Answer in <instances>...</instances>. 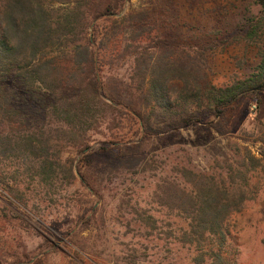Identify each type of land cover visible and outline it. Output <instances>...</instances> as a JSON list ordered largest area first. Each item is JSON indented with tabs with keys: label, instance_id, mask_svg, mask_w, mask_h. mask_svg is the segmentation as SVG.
<instances>
[{
	"label": "rangeland",
	"instance_id": "1",
	"mask_svg": "<svg viewBox=\"0 0 264 264\" xmlns=\"http://www.w3.org/2000/svg\"><path fill=\"white\" fill-rule=\"evenodd\" d=\"M48 3L54 10L67 7ZM253 20H259L260 27L256 37L249 39ZM90 22L80 37L87 45L97 30V44L92 43L85 53L95 54L106 95L128 102L125 90L133 83L134 70L135 82L141 75L143 66L133 65L134 55L117 58L112 42L108 43L117 31L127 28L128 35L142 33L164 41L163 49L153 50L147 61H158L161 69L155 70V78L166 81L173 91L174 107L166 116L159 108L147 110L158 134L148 142L136 167L117 166L109 157H98L92 166L79 162L82 155L71 144L72 138L49 122L42 133L60 139L56 155L60 153L63 168L44 176L27 175L20 184L26 206L0 191V264H29L45 254V264H194L193 251L174 240L179 220L167 217L168 209L154 194L165 177L185 185L175 174L176 167L226 183L228 167L245 173V183L238 173L235 180L252 200L229 219L234 264H264V95L260 103L249 96L228 107L222 118L209 117L212 126L177 131L171 127L173 120L192 111L180 102L185 89L223 87L255 71L264 58V10L256 0H129L119 14ZM46 60L59 71L64 85L69 78L71 85H77V73L86 66L83 56L69 52H52ZM101 99L110 103L106 96ZM94 109L97 119L107 116L97 100ZM103 119L86 126L88 152H95L110 138L105 136L110 120ZM124 126L115 131H121L127 145H136L140 135ZM66 160L74 163V179L64 170ZM82 174L91 180L93 190L82 187ZM145 216L153 220H142ZM82 221L89 222L87 228Z\"/></svg>",
	"mask_w": 264,
	"mask_h": 264
},
{
	"label": "trees",
	"instance_id": "2",
	"mask_svg": "<svg viewBox=\"0 0 264 264\" xmlns=\"http://www.w3.org/2000/svg\"><path fill=\"white\" fill-rule=\"evenodd\" d=\"M50 1L67 4V7L54 10L49 0H0V191L3 196L25 206V192L20 184L27 175L44 176L46 172H56V167L63 168L60 153L56 155L60 139L42 133L49 122L66 130L64 133L72 138L71 144L77 154L82 155L79 162L91 165L98 157H109L117 166L136 167L148 142L158 134L147 110L159 108L166 116L174 107L173 91L167 88L166 81L155 78V70L161 69L158 61H147H151L153 50L163 49V40L149 39L142 33L128 35L127 28L108 39L117 58L134 55L133 65L138 69L143 66L138 81H134L138 76L134 70L133 83L127 85L128 102L113 94L106 95L99 82L95 54L85 53L92 43L97 44V30H94L93 40H87V45L80 37L90 21L107 20L119 14L129 0ZM256 3L264 10V0H256ZM252 23L249 39L256 37L260 27L259 20ZM98 44L101 49L103 40ZM52 52L84 57L86 66L76 72L80 77L77 85H71L72 78L64 85L59 71L46 60ZM100 57L101 52H98V60ZM165 66L170 68V65ZM184 91L180 102L192 111L188 116L173 120L171 127L177 131L200 124L212 126L214 119L222 118L228 107L243 98L253 96L260 103L264 95V58L252 74L229 85H204ZM102 96L110 103L102 102ZM96 100L105 107L107 116L99 115L97 119ZM103 117L110 120L109 132L105 135L110 138L95 152H88L86 126L100 122ZM124 125H128L134 135H140L136 145H127L121 131H115L122 130ZM136 127L140 130L135 131ZM68 162L66 160L64 170L74 179V163ZM237 173L245 183V173L233 167H228L227 183L211 175L176 167L175 174L185 185L169 177L157 185L154 194L168 209L167 217L179 220L174 240L193 251L194 264H234L235 240L229 219L252 200L241 191L242 186L235 180ZM81 176L82 187L93 190L91 180L84 174ZM50 178L47 176L48 180ZM89 210H93V205ZM142 220L149 222L153 217L145 216ZM88 223L84 221L83 228H87ZM70 231H66V235ZM44 257L29 264H45ZM68 264L77 263L70 261Z\"/></svg>",
	"mask_w": 264,
	"mask_h": 264
}]
</instances>
